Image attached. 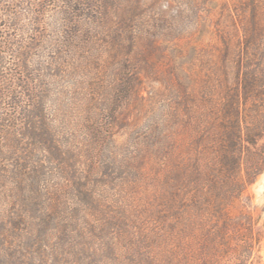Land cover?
Wrapping results in <instances>:
<instances>
[{"label":"trees","instance_id":"16d2710c","mask_svg":"<svg viewBox=\"0 0 264 264\" xmlns=\"http://www.w3.org/2000/svg\"><path fill=\"white\" fill-rule=\"evenodd\" d=\"M232 1L0 0V264H255L264 0Z\"/></svg>","mask_w":264,"mask_h":264},{"label":"rangeland","instance_id":"374dc122","mask_svg":"<svg viewBox=\"0 0 264 264\" xmlns=\"http://www.w3.org/2000/svg\"><path fill=\"white\" fill-rule=\"evenodd\" d=\"M224 0H218L217 5H215L213 10V16L212 20H208L206 24L210 26V30H215L218 26L223 25L225 27H229L232 24L230 13L231 9L234 11L235 4L231 0L229 1V4H227V7L225 6ZM225 6V7H224ZM231 7V8H229ZM213 34V33H212ZM211 35V32L208 34V36ZM221 38H218V40ZM83 53L76 54V64L83 65L84 67L81 68V70H76L74 74H76V77H71L72 82V96L74 98L73 100V107L76 109L75 112H73V117L76 118L78 116H81L85 113H83L81 107L83 104H87V99L81 98V93L83 92H93V85H91L92 82L96 81L97 77L100 76V67L102 64H99L98 61H91L90 59L84 58ZM80 64H79V62ZM82 63V64H81ZM73 65V64H71ZM77 65V66H78ZM75 66V64H74ZM102 68V66H101ZM109 69V68H107ZM78 72V73H77ZM68 80V77L66 78ZM145 87L147 88L148 92L145 93V95L152 94L156 91V87H158L160 84L158 82H155V75H151L146 78ZM155 94V93H154ZM153 94V95H154ZM89 98V97H88ZM89 108V106H88ZM136 108V107H135ZM135 110V109H132ZM155 110L152 108L150 104H145L142 109H139L138 111L135 110L134 113H132L133 122L136 123L135 129H130V134L137 130L142 131L145 125L150 124L154 121L155 118ZM76 115V116H74ZM86 116H89L88 113H86ZM154 116V117H153ZM88 118V117H87ZM129 133L119 135V139L117 142L119 143L117 150L121 152L123 156L128 154V151L126 148L131 145V138L132 136H129ZM134 133V132H133ZM264 141V139L262 140ZM122 145V146H121ZM136 146L133 147V149ZM177 151L179 150V147L176 145ZM144 152V151H142ZM148 171V170H147ZM140 189H145L141 188ZM247 196L251 198V205L253 212L255 216L258 218L257 226L258 230L261 233V239L260 242L257 244V250L254 255V262L255 264H264V172L260 174L258 179L248 188V191L246 192ZM138 203V202H137ZM237 255H234V259H236Z\"/></svg>","mask_w":264,"mask_h":264}]
</instances>
